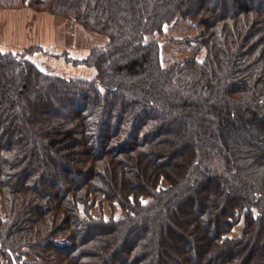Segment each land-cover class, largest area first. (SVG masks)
Masks as SVG:
<instances>
[{"label": "trees", "instance_id": "1", "mask_svg": "<svg viewBox=\"0 0 264 264\" xmlns=\"http://www.w3.org/2000/svg\"><path fill=\"white\" fill-rule=\"evenodd\" d=\"M51 10L110 42L86 59L98 81L1 53L0 253L11 264H264V0ZM177 17L202 23L205 53L164 65L145 36ZM103 198L127 213L91 215ZM242 215V234L227 236Z\"/></svg>", "mask_w": 264, "mask_h": 264}, {"label": "rangeland", "instance_id": "2", "mask_svg": "<svg viewBox=\"0 0 264 264\" xmlns=\"http://www.w3.org/2000/svg\"><path fill=\"white\" fill-rule=\"evenodd\" d=\"M200 29L201 22L177 17L161 32L147 34L145 41L158 42L161 59L164 65H169L203 57L205 46L194 39ZM109 42L107 34L89 30L74 19L54 13L51 0H15L13 5L0 7V55L11 53L28 59L50 75L98 81L99 69L87 63L86 59L91 57L95 47L106 46ZM216 162L218 166L221 165V162ZM64 173L60 170V174ZM168 184L166 180L161 183L163 187ZM148 199L143 198L144 201ZM89 212L95 217L104 218L120 217L127 213L106 198L95 202ZM245 225L242 215L226 235L240 236ZM25 259L30 260L29 257ZM0 264L11 263L0 253Z\"/></svg>", "mask_w": 264, "mask_h": 264}]
</instances>
